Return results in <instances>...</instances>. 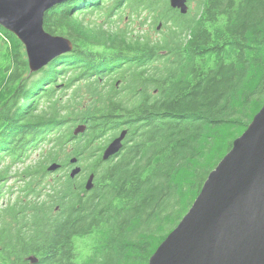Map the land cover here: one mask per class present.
<instances>
[{"label": "trees", "instance_id": "obj_1", "mask_svg": "<svg viewBox=\"0 0 264 264\" xmlns=\"http://www.w3.org/2000/svg\"><path fill=\"white\" fill-rule=\"evenodd\" d=\"M168 1L54 6L44 29L72 50L34 73L0 26V264H148L261 109L264 0H188L185 15ZM75 83L86 92L64 101ZM122 130L121 152L101 161ZM69 154L94 174L87 194L46 171Z\"/></svg>", "mask_w": 264, "mask_h": 264}, {"label": "water", "instance_id": "obj_2", "mask_svg": "<svg viewBox=\"0 0 264 264\" xmlns=\"http://www.w3.org/2000/svg\"><path fill=\"white\" fill-rule=\"evenodd\" d=\"M69 0H0V26L24 46L31 73L70 52L72 43L44 30L45 13ZM169 7L185 15L188 0H169ZM160 29L157 27V30ZM86 130L79 125L78 136ZM127 132L122 131L103 150L102 161L117 155ZM77 158L69 160L77 164ZM54 162L48 172L60 168ZM81 172L75 166L70 178ZM94 175L84 190L93 188ZM33 263L34 258H29ZM148 264H264V103L236 138L204 182L192 206L162 241Z\"/></svg>", "mask_w": 264, "mask_h": 264}, {"label": "rangeland", "instance_id": "obj_3", "mask_svg": "<svg viewBox=\"0 0 264 264\" xmlns=\"http://www.w3.org/2000/svg\"><path fill=\"white\" fill-rule=\"evenodd\" d=\"M193 7V6H192ZM128 14V12L127 11H124L123 13H122V15H124V16H126ZM102 17V15H100L99 14V17H98V15H87V16H85V18H84V21L85 22H102V20H103V18H101ZM127 21H128V19H125L123 22H120L118 19H116L115 20V24L116 25H118L119 27H125L128 23H127ZM140 22H139V20H137V21H135L134 23H132V24H130V28L134 31V32H137V33H141V34H145V32H147L148 31V29H149V27H147V26H140V24H139ZM159 31V30H158ZM154 32H152V31H149V34H150V37L152 38V40H156V41H158L159 40V38L161 37V36H158V34L157 33H154ZM165 36H166V33L165 34H163V38H165ZM168 38V37H167ZM25 51V50H24ZM24 58L26 59V54H25V56H24ZM77 91V90H79V92H86V90L84 89V88H82V87H80V84L79 83H75V84H73L69 89H63L62 90V92H61V97H63V100L65 101V100H67L68 98H69V96L70 97H72V95H73V93H74V91ZM77 126H79V125H76L74 128H72V130L73 129H76V127ZM43 147H46V146H43ZM41 152H39V150L38 151H35V152H32L30 155H29V158L26 160V164H30V163H33V161H39V160H41L40 159V156H41ZM71 156V154H69V155H67V156H60V157H58L56 160H55V162H57V163H59V164H61V165H63L64 166V168H63V172H67V171H69V170H67V168H66V164H67V162H68V158ZM50 163L49 162H47L46 163V166H48ZM85 164H83V163H79L78 162V166H80L81 168L84 166ZM84 167H86V166H84ZM63 172H62V170L58 173V175L57 176H61L62 174H63ZM87 174H82V175H80L79 176V178H78V181L80 182V184L83 182V180H84V178H85V176H86ZM9 184H13V180H10L9 181ZM1 204V203H0Z\"/></svg>", "mask_w": 264, "mask_h": 264}, {"label": "bare ground", "instance_id": "obj_4", "mask_svg": "<svg viewBox=\"0 0 264 264\" xmlns=\"http://www.w3.org/2000/svg\"><path fill=\"white\" fill-rule=\"evenodd\" d=\"M174 10V9H173Z\"/></svg>", "mask_w": 264, "mask_h": 264}]
</instances>
